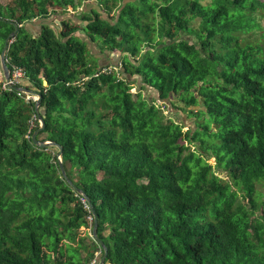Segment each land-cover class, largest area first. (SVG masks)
I'll use <instances>...</instances> for the list:
<instances>
[{
	"label": "trees",
	"instance_id": "obj_1",
	"mask_svg": "<svg viewBox=\"0 0 264 264\" xmlns=\"http://www.w3.org/2000/svg\"><path fill=\"white\" fill-rule=\"evenodd\" d=\"M84 1L0 2V51L15 23L7 67L41 95L37 138L61 145L65 172L97 217L104 263L264 264L255 191L264 181V1ZM79 6V22L62 20L59 31L22 26ZM77 30L120 52L111 72L99 71ZM253 30L260 39L244 36ZM3 82L0 264L98 262L91 230L80 231L92 228L90 211L63 178L58 149L31 139L36 101ZM147 86L156 97L144 96ZM167 101L183 103L195 128L166 115Z\"/></svg>",
	"mask_w": 264,
	"mask_h": 264
},
{
	"label": "water",
	"instance_id": "obj_2",
	"mask_svg": "<svg viewBox=\"0 0 264 264\" xmlns=\"http://www.w3.org/2000/svg\"><path fill=\"white\" fill-rule=\"evenodd\" d=\"M14 25H15L14 31L11 32L7 36V38L5 39L3 48L0 51V66H1V70H2V75H3L4 81L7 83L8 87H12V88H14V89H16V90H18L20 92H28V93H33V94H37L38 95V99L35 102V112H36L37 117H38L39 126L33 131L32 135H31V139H32L33 143L36 146L40 147V148H45L47 146H55L58 149V152H57L58 165H59V169H60V172H61L63 178L66 180V182L78 194H80L81 196L85 197V199L89 203L91 212L93 214V224H92V228H91V231H92L91 235H92L93 239L99 244L100 248L102 249V255H101L100 259H99L98 264H104L106 256H107V246L105 245V243L97 235V217H96V215L94 213L92 204L90 203V200H89L88 196L83 192L82 189H80L79 187L75 186L73 184V182L67 176V174L65 172V169H64V166H63V163H62V159H61V150H62L61 145L57 144L54 141L42 140V139H38L37 138L38 133L40 131H42L43 128H44V120H43L44 111L39 110V104H40V101H41V95L37 91H35V90L31 89V88H28V87H26L24 85L14 86V85H12L9 82V80H10V71H9V69L7 67V63H6V51L8 49L9 43L11 42V38L14 36L15 32L18 29V25H16L15 23H14ZM117 63H118V61L115 63V65ZM44 84H46L45 81H44Z\"/></svg>",
	"mask_w": 264,
	"mask_h": 264
},
{
	"label": "rangeland",
	"instance_id": "obj_3",
	"mask_svg": "<svg viewBox=\"0 0 264 264\" xmlns=\"http://www.w3.org/2000/svg\"><path fill=\"white\" fill-rule=\"evenodd\" d=\"M7 0H0L1 3H5ZM93 2H97L96 0H92ZM210 0H201L202 3H206ZM260 1H264V0H260ZM76 2H79V0H76ZM100 9V8H99ZM59 12H61L60 10H58ZM81 11V7H77V9H72L71 7H68V11H63L65 13H75V12H80ZM62 12V13H63ZM73 15V14H72ZM259 20H261L264 24V14H262L261 16H258L257 17ZM248 35V37H251L254 38V39H260V31L259 30H253V31H250L248 32L247 34H244V36ZM81 38V37H80ZM88 38V37H87ZM82 39V38H81ZM96 39V38H95ZM84 40V39H83ZM85 43L88 45L89 47V39L87 40H84ZM95 43V45H94ZM92 43L91 42V45H90V49L91 50H94L95 46L98 47V45L100 46V41L99 39H96L95 42ZM109 53V56H108V59L112 58L111 56L113 54H116L118 56V58H120V52L119 51H108ZM114 56V55H113ZM115 64V63H114ZM114 64H110V66H113ZM107 66V65H105ZM103 67V66H101ZM0 76H2V70H1V66H0ZM128 78H130L131 80H133V90L136 91V90H141L140 87H141V80L139 77H137L136 75H132V76H129ZM143 94L144 96H147L148 98H153V97H156L157 93L155 90H153L152 88L148 87L146 89H144L143 91ZM176 107H173L170 102L167 101V108L164 109V112H166V115H170L174 120L178 121V122H181L183 123L184 125V129H187V128H192L194 129L195 128V121H196V118L193 117L192 115H189L184 104L183 103H180V102H176L175 103ZM181 108H185V111L180 109ZM44 135H40V139L43 137ZM190 148L193 149L195 148L194 147V144H190ZM210 163H213V161H209ZM222 175H225L224 173ZM255 191L258 192L259 194H261V198L264 199V181H259V182H256L255 183ZM239 196H242V193L239 192ZM241 200H243L241 197H240ZM91 228H85V227H81L80 228V231L82 232H90Z\"/></svg>",
	"mask_w": 264,
	"mask_h": 264
},
{
	"label": "crops",
	"instance_id": "obj_4",
	"mask_svg": "<svg viewBox=\"0 0 264 264\" xmlns=\"http://www.w3.org/2000/svg\"><path fill=\"white\" fill-rule=\"evenodd\" d=\"M95 5H97L96 2H93L92 0H86V1H84V3L81 6H82V8L86 9L89 7H95ZM79 13L80 12H75V13H69V12L68 13H65V12L62 13L61 12V13H56V14L51 13L48 16L43 17V18H35V19L30 20V21H26L22 24V26L31 35H37L40 32L42 25H44V24H48L52 28H54L55 30L59 31L61 28V21L62 20L72 19L74 22H79L77 20L76 16H74V15H79ZM74 34L76 36H80L84 40L89 39L87 34L83 31L77 30V31H75ZM90 45H91V41L89 43V48L92 47V46L90 47ZM94 45H95V43H94ZM90 51L94 55V57L97 59L98 66H105V65H110V64L112 65L119 60V58L116 54H113L114 56L112 55L111 56L112 58L108 59V56H109L108 50L101 51L99 46L98 47L95 46L94 50L90 49ZM91 233H92V231H91ZM98 262H99V260H98ZM98 262H97V264H98ZM104 264H110V263H104Z\"/></svg>",
	"mask_w": 264,
	"mask_h": 264
},
{
	"label": "built area",
	"instance_id": "obj_5",
	"mask_svg": "<svg viewBox=\"0 0 264 264\" xmlns=\"http://www.w3.org/2000/svg\"><path fill=\"white\" fill-rule=\"evenodd\" d=\"M114 67L111 66H103L99 69L100 72H111ZM24 80V74L23 71L19 68V67H14L13 70L10 72V80L9 82L12 85H17V84H22ZM23 85V84H22ZM3 86H7V83L4 81L3 82ZM24 98L26 100H34L36 101L38 99V95L37 94H33V93H28V92H23ZM38 119L37 114H33L31 116V119L29 120V128H32V126L34 125L35 120ZM28 137V135H26ZM81 201L84 204V207L89 209L90 214L87 216V220L89 221L90 224L93 223V214L91 212L89 203L86 201V199L84 197H81ZM91 264H97V262L95 260L91 261Z\"/></svg>",
	"mask_w": 264,
	"mask_h": 264
},
{
	"label": "clouds",
	"instance_id": "obj_6",
	"mask_svg": "<svg viewBox=\"0 0 264 264\" xmlns=\"http://www.w3.org/2000/svg\"><path fill=\"white\" fill-rule=\"evenodd\" d=\"M118 64V63H117ZM115 65V64H114ZM108 66V65H107Z\"/></svg>",
	"mask_w": 264,
	"mask_h": 264
}]
</instances>
